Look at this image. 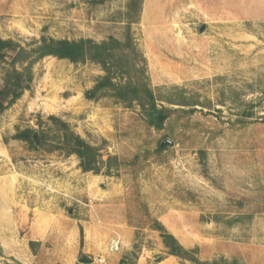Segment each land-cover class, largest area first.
Listing matches in <instances>:
<instances>
[{
    "label": "rangeland",
    "instance_id": "1",
    "mask_svg": "<svg viewBox=\"0 0 264 264\" xmlns=\"http://www.w3.org/2000/svg\"><path fill=\"white\" fill-rule=\"evenodd\" d=\"M93 2L0 0V37L124 41L129 23L136 51H124L126 59H144L167 117L156 129L136 103L84 98L104 74L98 63L39 60L30 89L0 114V264L58 263L60 233L77 228L82 238L86 218L58 189L78 185L124 190L128 222L141 236L131 259L146 240L141 228L162 215L158 222L199 262L264 264V0ZM3 72L0 65V82ZM49 114L106 156L100 173L81 171L75 155L10 138L16 128H46Z\"/></svg>",
    "mask_w": 264,
    "mask_h": 264
},
{
    "label": "trees",
    "instance_id": "2",
    "mask_svg": "<svg viewBox=\"0 0 264 264\" xmlns=\"http://www.w3.org/2000/svg\"><path fill=\"white\" fill-rule=\"evenodd\" d=\"M100 3L104 0H93ZM93 2V3H94ZM129 23L124 34V41L113 36L104 40L95 41L91 38H54L41 35L34 43L23 45L18 40L0 37V65L4 68L0 82V114L14 104L22 94L29 90L34 78V65L46 56L66 59L71 63H83L92 61L98 63L104 74L99 76L94 85L83 92L86 99H95L99 94L108 93L116 101L125 106L136 103L141 112L147 118L148 123L156 129L163 126L167 117L166 108H158L155 93L151 89L148 76L145 72L144 59L140 63L130 61L126 57H132L136 51L130 33ZM128 51V55L124 54ZM117 72L121 74H117ZM125 73L126 75H124ZM180 105H188L180 103ZM158 115L161 116L158 120ZM49 122L46 128L38 124V128H16L10 136L11 139L22 140L31 149L43 148L47 152L60 151L65 156L75 155L78 166L83 172L91 171L94 174L101 172L104 161L100 150L84 140L75 132L69 122L62 118L49 114L46 116ZM162 147H158V150ZM135 155L134 160L138 159ZM116 160L115 157H113ZM107 159H110L108 156ZM130 160H118V165L124 167ZM110 166L105 170L110 175ZM152 229L158 230L166 252L180 259L190 260L196 264L199 262L192 250L183 247L176 237L169 233L157 220H152ZM34 241H29L30 248ZM135 247V246H134ZM120 262L123 264L124 260ZM214 261L212 264H215Z\"/></svg>",
    "mask_w": 264,
    "mask_h": 264
},
{
    "label": "crops",
    "instance_id": "3",
    "mask_svg": "<svg viewBox=\"0 0 264 264\" xmlns=\"http://www.w3.org/2000/svg\"><path fill=\"white\" fill-rule=\"evenodd\" d=\"M99 180L102 178L98 177ZM62 187L58 189V192L71 194L69 196L78 201L79 207L85 210L86 218L79 220L83 231L82 238L78 236L77 228H73L70 232L60 233V240L65 244L61 248L57 264H95L94 261L98 256L104 258L103 264H122L121 259L124 260L123 264H182L179 258L166 252L156 230L146 228H141L146 232V240L138 244L137 256L131 259L134 244L141 238V236H136V231L140 228L128 222L125 212L127 204L124 202L122 188H105L104 186L103 188L97 186L87 188L78 185L68 191L67 186ZM84 198H87L89 203L83 201ZM29 201L31 204L30 199ZM86 205L90 207L86 209ZM60 210L63 211L61 208ZM163 217L158 215L156 220L162 221ZM148 238H152L153 241L149 242ZM113 240L119 242L118 252L108 250V245ZM67 247L69 249L66 251ZM154 253H161L163 256L157 259L153 257Z\"/></svg>",
    "mask_w": 264,
    "mask_h": 264
},
{
    "label": "built area",
    "instance_id": "4",
    "mask_svg": "<svg viewBox=\"0 0 264 264\" xmlns=\"http://www.w3.org/2000/svg\"><path fill=\"white\" fill-rule=\"evenodd\" d=\"M108 250L111 252H118L120 250L119 242L117 240H113L108 245ZM95 264H103L104 258L102 256H98L95 261Z\"/></svg>",
    "mask_w": 264,
    "mask_h": 264
},
{
    "label": "water",
    "instance_id": "5",
    "mask_svg": "<svg viewBox=\"0 0 264 264\" xmlns=\"http://www.w3.org/2000/svg\"><path fill=\"white\" fill-rule=\"evenodd\" d=\"M160 118H161V116L160 115H158V120H160ZM166 141H164V142H162V144H164Z\"/></svg>",
    "mask_w": 264,
    "mask_h": 264
},
{
    "label": "bare ground",
    "instance_id": "6",
    "mask_svg": "<svg viewBox=\"0 0 264 264\" xmlns=\"http://www.w3.org/2000/svg\"><path fill=\"white\" fill-rule=\"evenodd\" d=\"M161 263V262H160ZM140 264V263H139Z\"/></svg>",
    "mask_w": 264,
    "mask_h": 264
}]
</instances>
